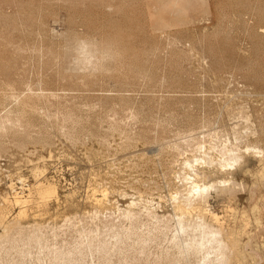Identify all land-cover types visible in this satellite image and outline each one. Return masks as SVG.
I'll use <instances>...</instances> for the list:
<instances>
[{"label":"rangeland","instance_id":"rangeland-1","mask_svg":"<svg viewBox=\"0 0 264 264\" xmlns=\"http://www.w3.org/2000/svg\"><path fill=\"white\" fill-rule=\"evenodd\" d=\"M168 1L0 0V264H264V0Z\"/></svg>","mask_w":264,"mask_h":264},{"label":"bare ground","instance_id":"bare-ground-1","mask_svg":"<svg viewBox=\"0 0 264 264\" xmlns=\"http://www.w3.org/2000/svg\"><path fill=\"white\" fill-rule=\"evenodd\" d=\"M169 1L171 2L172 0H169ZM169 1H168V2H169ZM173 1H174V0H173ZM173 1H172V2H173ZM183 1H184V0H176V1H174V3H176V5H177V4H180V3L183 2ZM187 1H188V0H187ZM187 1H186V2H187ZM184 3H185V1H184ZM184 3H183V5H184ZM163 5H165V4H163ZM167 5H169V3H167ZM170 5H171V3H170ZM176 5H175V6H176ZM183 5H182V6H183ZM172 6H174V5H172ZM175 6H174V7H175ZM184 6H185V5H184ZM160 7H161V6H160ZM165 7H166V6H165ZM174 7H173V8H174ZM176 7H178V6H176ZM167 8H168V7H167ZM171 8H172V7H171ZM180 8H181V7H180ZM183 9H185V8H183ZM183 9L181 8V10H180V9L178 8L177 10H180V11L182 12ZM186 10H187V9H186ZM180 11H179V12H180ZM183 13H186V11H185V12L183 11ZM176 14H177V13H176ZM248 149H249V148H248ZM224 155H225V154H224ZM229 156H230V155H229ZM232 158L234 159V161H236L235 159H238L237 156H236V158H234V157H232ZM232 158L229 157V160H231V162H232ZM227 159H228V158H227ZM229 160H227L228 163H229ZM225 161H226V160H224V162H225ZM227 161H226V162H227ZM185 163H186V162H185ZM187 163H188V162H187ZM224 165H225V163H224ZM224 165L221 164V166H224ZM189 183H191V182H189ZM191 184H192V186H191V188H190V187H189V188L191 189L192 192H194V187H199L200 189H207V187H208L207 185H204V184H203V185H199V184L196 183V182H192ZM191 184H190V185H191ZM201 184H202V183H201ZM188 185H189V184H188ZM210 187H211V185H210ZM41 188H42V187H41ZM190 189H189V190H190ZM189 190H188V192H189ZM44 192H45V191H44ZM202 192H203V191H202ZM202 192H200V193H195V192H194V193H195L196 195H199V197H200ZM186 194H187V193H186ZM189 194H190V193H189ZM187 196H188V194H187ZM191 196H193V195H191ZM193 197H194V196H193ZM193 197H191L192 200H193ZM197 197H198V196H197ZM202 197H203V196H201L200 199H201ZM15 198H16V197H15ZM41 198H42V197H41ZM187 198H189V197H187ZM187 198H186V199H187ZM191 198L188 200L189 203H190ZM195 198H196V196H195ZM15 200H16V199H15ZM18 200H19V199H18ZM192 200H191V202H192ZM186 201H187V200H186ZM186 201H185V202H186ZM186 204H187V203H186ZM190 204H191V203H190ZM187 207H190V205L187 206ZM197 207H198V206H197ZM199 207H200V206H199ZM184 208H185V207H184ZM179 210H180V209H179ZM190 210H191V209H190ZM194 210H195V209H194ZM185 212H186V211H185ZM212 217H213V219H216L215 215H213ZM199 227H200V225H199ZM181 229H182V228H181ZM201 232H202V231H201ZM203 232H204V231H203ZM212 232H213V231H211V236L207 237L206 240L203 238L204 236L200 235V237L202 236V238H203L204 240L201 239V241L198 242L199 239H200V238H198V241H197L198 243L195 244V246L193 245V246H194L196 249H198V250H199V249H200V250L202 249V251L205 253V258H204V257H203V258H204V259H208V261H210V262H213V259H210L211 256L209 255V254H210V251H211L210 249L213 248V247H211L210 245H211L213 242H215V244H216V242H217V244H218V242H219V240L217 241V239H215L216 236H213V235H212V234H213ZM205 233H206V232H205ZM205 233H203V234H205ZM208 233H209V232H208ZM208 233H207V234H208ZM214 233H215V232H214ZM200 234H201V233H200ZM207 236H208V235H207ZM205 237H206V236H205ZM195 241H196V240H195ZM207 243H208L209 245H207ZM205 244H206L207 247H208V246H209V247H208V248H205ZM213 244H214V243H213ZM215 244H214V245H215ZM214 245H213V246H214ZM193 246H192V247H193ZM215 246H216V245H215ZM215 246H214V247H215ZM218 246H219V247H222V246H220V245H218ZM218 246H217V247H218ZM194 247H193V249H195ZM219 247L216 248V251H215V249H213L214 252H213V256H212V257H214V262H215L218 258H219V260L222 259L223 256H224V255H223L222 258H220L221 255H222L223 253H222V254L219 253V250H220ZM203 249H204V250H203ZM195 251H197V250H195ZM198 252H199V251H198ZM201 254H202V253H201ZM218 255H220V256H218ZM203 258H202V259H203ZM219 260H217V262H218ZM222 260H223V259H222ZM222 260H221V261H222ZM205 261H206V260H205ZM203 262H204V260H203ZM220 263H221V262H220ZM222 263L224 264L225 261L222 262ZM222 263H221V264H222ZM213 264H217V263H213ZM225 264H226V263H225Z\"/></svg>","mask_w":264,"mask_h":264},{"label":"clouds","instance_id":"clouds-1","mask_svg":"<svg viewBox=\"0 0 264 264\" xmlns=\"http://www.w3.org/2000/svg\"><path fill=\"white\" fill-rule=\"evenodd\" d=\"M245 151H248V149H246ZM236 163H238V161H232V162H229V163L225 164L224 166L227 167V168H234ZM202 191L203 192H207L208 189H200L199 187H194V192L195 193H200Z\"/></svg>","mask_w":264,"mask_h":264}]
</instances>
